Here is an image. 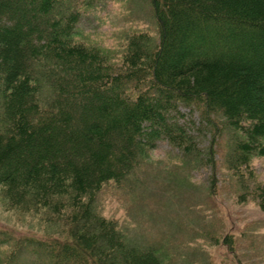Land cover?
<instances>
[{"label":"trees","instance_id":"1","mask_svg":"<svg viewBox=\"0 0 264 264\" xmlns=\"http://www.w3.org/2000/svg\"><path fill=\"white\" fill-rule=\"evenodd\" d=\"M91 3L0 0L1 201L51 228L34 264H166L97 211L98 193L160 140L201 161L181 106L236 131L233 169L264 158V0H150L155 33L132 31L119 54L79 26ZM253 184L264 212V181Z\"/></svg>","mask_w":264,"mask_h":264},{"label":"rangeland","instance_id":"2","mask_svg":"<svg viewBox=\"0 0 264 264\" xmlns=\"http://www.w3.org/2000/svg\"><path fill=\"white\" fill-rule=\"evenodd\" d=\"M90 1L79 26L88 40L116 54L132 31H156L150 0L80 3ZM181 112L180 122L197 138L201 161L160 140L126 180L102 187L97 211L118 222L128 243L156 248L166 264H264V212L252 194L253 183L264 181V158L254 157L238 172L231 166L236 131L224 117L205 112L202 104L181 106ZM39 224L37 217L7 211L0 197V260L19 241L14 264L38 263L43 247L36 238L51 232ZM226 235L233 248L224 242Z\"/></svg>","mask_w":264,"mask_h":264}]
</instances>
